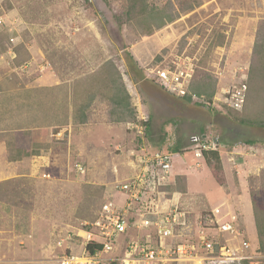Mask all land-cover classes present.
Returning <instances> with one entry per match:
<instances>
[{
    "label": "rangeland",
    "instance_id": "rangeland-1",
    "mask_svg": "<svg viewBox=\"0 0 264 264\" xmlns=\"http://www.w3.org/2000/svg\"><path fill=\"white\" fill-rule=\"evenodd\" d=\"M159 10L164 11L166 16L176 17L179 14V17L173 23L158 28L159 21L151 18L150 14ZM0 15L13 27L14 36L20 37V43L15 49L19 54L17 64V60L13 61L9 57L10 33L5 28L0 29V82L3 84L0 85V131L5 124L4 119L9 127H25L24 122H11L13 116H19L8 111L1 103L5 96L12 93L16 100L8 101L7 104L17 103L21 112H29L24 106L27 93L23 90L28 82L43 74L45 67L63 81H72V103L77 112L87 107V117L90 116L95 122L99 119L117 120L120 111H116L113 100L116 96L114 78L117 74L118 81L119 73L122 81L117 85H125L131 97L130 111L133 113L126 122H122L124 130L132 132L128 129L129 124L138 122L143 116L149 117V131L144 141L139 138L134 140L127 133L130 137L128 140L133 144L132 149L145 145L148 150L172 153L174 148L179 147L183 157L174 155L175 162L180 160L182 167L205 173L214 184L208 188L220 193L221 187L207 175L211 170L206 162L198 168L196 162L191 160V148L195 145L190 143V138L206 135L209 139L220 141V153L228 178L223 190L232 201L231 210L227 208L224 211L238 215L241 233L237 239L225 236L223 242L230 239V247L241 251L250 243L251 248L247 254L254 258V263L264 264V255L259 253L256 237L254 240V216L250 223L249 209L244 207L249 206L252 193L262 186L259 177L264 169L260 173L258 169L264 165V145L249 143L264 141V129L243 124L244 121L250 123L264 120V66L256 71L264 63V53H254L257 34L264 22V0H197L196 7L186 12L184 5L180 6L177 0H5ZM24 64L29 65L28 69H15V66ZM185 67L193 70L189 92L202 76H211L216 91L211 105L195 97L193 102H188L183 97L170 94L161 86L156 76L158 70ZM244 75L248 85L247 102L242 112H236L224 100L229 89ZM66 90L62 88L59 91L63 101H68L64 97ZM96 109L103 113L98 115L94 112ZM32 111L37 117L36 110ZM92 114L97 117H92ZM0 136L4 137L5 134L0 133ZM253 150L259 152L257 157H250ZM232 158L235 160L231 161ZM182 160L186 163H182ZM85 162L83 157L77 156L73 157L70 165L66 164L69 173L75 175L80 183L74 188L78 194L77 215L72 218L71 212L72 219H66L69 214L59 209V221L64 226L69 223L78 228L82 221H93L95 215L91 211L98 213L106 202L111 201L106 194L96 189L99 187H87L85 180L89 166ZM78 163L85 167L83 172H76L75 165ZM234 163L239 165L242 172L240 176L237 175ZM178 177L179 188L185 190L186 182L181 176ZM10 184L19 186L21 182ZM10 184L7 185L9 190L14 186ZM7 186L0 187V198L6 196L4 192ZM111 186L115 188V185ZM10 200L17 201L13 196ZM28 202V206L14 208L11 217L0 215L1 229L14 227L20 232L26 229L27 234L33 235L32 228L25 227L31 219L26 220L27 215L31 214L30 209H35L30 198ZM43 202L38 205L35 213L40 223L38 232L35 231L38 236L34 232V244L26 246L30 251L35 249L37 254L24 262L0 258V264H58L64 254L81 252L82 239L76 237L74 241H68L66 233H61L63 225L57 230L56 237L50 235L47 223L52 221L51 214L45 211ZM219 202L212 199L207 207L206 204L191 207L207 213L210 204ZM63 203L68 202L63 199ZM0 213H4L2 209ZM57 240H61V246Z\"/></svg>",
    "mask_w": 264,
    "mask_h": 264
},
{
    "label": "crops",
    "instance_id": "crops-1",
    "mask_svg": "<svg viewBox=\"0 0 264 264\" xmlns=\"http://www.w3.org/2000/svg\"><path fill=\"white\" fill-rule=\"evenodd\" d=\"M42 73L43 74L34 81L28 82L23 90V92L27 93L25 94L27 98H25L26 105L24 106L29 112H21L19 107H17V103L7 104L8 101L16 100L12 93L5 96L4 102L1 103L4 105V108H8V111L14 112V114L16 113L19 116V118L13 116L11 122H24L25 127H9V125L6 124L7 120L4 119L5 124L0 131L1 134H5L4 137L0 136V187L2 188L3 185L7 186L13 182H21L19 186L10 184L14 185L10 190L7 186L6 192H4L6 196L0 198V209L4 212L0 213V215L3 217V215L6 214L7 217H11L13 209L25 206L29 203V198L32 205L35 207V209H30L32 210L31 214L27 215L28 218H26V220L29 218L31 219L29 220V224L27 223L25 226L26 228H32L33 235L27 234L26 229L24 232H20L14 227H10V229L6 230L4 228L1 229L0 226V258H5L9 261L24 262L37 254L35 249L30 251L26 246L29 243L34 244V232H38V228L40 227V223L38 224L39 218L35 214L36 208L38 209V205L41 201L43 202L44 199L48 200L47 203L43 202L45 211L47 210L51 214L50 218L52 221L47 223V226L51 230V236L56 237L57 230L61 229V225H63V231H61V233L64 232L66 234L71 228L75 227L69 223L64 226L63 222L59 221V209L69 214L66 219H72L74 215H77L76 211L78 207L76 201L78 194L74 188L80 182L75 175L69 173L70 169L68 170L66 167V164L71 163L73 157H83L86 161L85 163L89 166V173L85 180L87 187H99L96 189L99 191L101 190L102 194H106L111 201H115L118 204H123L125 197L117 192L111 185L116 186L118 181H125L140 172L138 164L131 156V152L136 150L137 146L135 147L136 149H132L133 144L129 141L130 137L128 135H132L135 140L137 139L135 133L133 131L130 133L125 131L119 119L113 121L103 119H99L98 122L93 121L90 119V116L87 117V115H89L86 111L87 107H85L82 112H77L72 103L74 92L72 81H63L57 74L51 72L46 67L43 68ZM0 85L3 84L0 82ZM62 88L67 89V94L64 97H66L68 101H63L62 98H60L59 91H61ZM51 92H53V95H51ZM113 103L115 104L114 100ZM115 107L117 108L116 111L119 110L116 104ZM33 109L36 110L37 117L33 113ZM1 111L2 107L0 106V112ZM94 112L97 114L99 113L98 115L103 113L97 112V109L94 110ZM78 114L80 115L79 117ZM33 117H36V119H32ZM92 117L97 116L92 114ZM57 134H61V136L57 137ZM126 140H128V142ZM251 142L254 143L252 145H264L263 140ZM150 151L164 152V150L157 149ZM172 153L176 157L178 156V158L183 157L181 153ZM258 153V151L253 150L250 157H257ZM220 154L226 174L223 155L222 153ZM184 160H182V163L185 164L186 162ZM191 160L196 162L193 154H191ZM234 160V158L231 159V161ZM179 161L175 162L174 160L173 162L174 176L168 186L172 187V191L167 190L168 187L166 188L168 199L175 198V201L179 202L182 208L187 209L192 215L193 222L204 212L201 213L200 211L193 210L192 207L194 206L195 208V206H201L203 204H206L207 207L208 202L212 201V199L219 200L220 202L218 203L219 205L210 204L209 210L216 207H223L224 210L227 208L231 210V199L228 198L224 192V186L222 187L217 183L211 172H208L209 174L207 175H210L217 185L221 187L222 192L220 193L216 189L215 191H211L208 188L210 185L214 184L205 173L202 174V172H197L189 167L188 169L187 167H182ZM205 162L206 161L203 160L202 164ZM234 164L235 169H237V175L240 176L242 172L239 170V165L237 163ZM263 169L264 165L258 169V173ZM45 175L49 177L46 178L44 177ZM178 176H181L186 182L185 190L179 188ZM226 179L228 183L227 175ZM241 182L242 179L240 178V183ZM11 196L16 198L17 201L10 200ZM63 199H66L68 203H63ZM15 202H17V204ZM248 204L249 206L245 205L244 207H248L249 209L248 221L251 223L250 220L253 219L254 216L251 199ZM81 209L82 207L80 210ZM94 211L92 210L91 213L95 215L94 220H96L101 209L98 213ZM71 212H73L72 218H70ZM85 214H87V217L89 216L87 211H85ZM36 235L38 236L37 233ZM137 236L138 230L129 228L127 234L120 240L119 250L121 251L122 247H124L129 240ZM255 237L258 241L257 230L254 240ZM40 254L43 255L42 252H40ZM194 264L202 263L197 260Z\"/></svg>",
    "mask_w": 264,
    "mask_h": 264
},
{
    "label": "built area",
    "instance_id": "built-area-1",
    "mask_svg": "<svg viewBox=\"0 0 264 264\" xmlns=\"http://www.w3.org/2000/svg\"><path fill=\"white\" fill-rule=\"evenodd\" d=\"M4 1L0 0V9ZM0 29L10 33L9 57L17 60L15 49L20 37L14 36L13 27L2 15ZM15 67L16 70H26L29 65ZM156 76L167 92L185 97L189 93L193 70L189 67L158 70ZM247 95L248 85L244 75L229 89L224 103L230 109L242 112ZM148 125L149 117L143 116L138 122L129 124L128 129L144 141ZM190 143L195 145L191 150L198 168L202 167L204 153L220 152V141L209 139L206 135H194ZM131 156L140 172L125 181H118L115 186L116 191L125 197L124 203L108 201L96 220L83 221L80 227L71 228L66 238L70 242L76 237L81 238L82 250L64 254L58 264H182L197 260L205 264H241L244 261L256 264L254 258L247 254L250 243L241 251L230 247V239L223 242L225 236H234L235 239L241 236L237 214L226 213L223 207H216L193 222L187 209L182 208L175 198H167L166 188L174 176L173 153L152 152L142 145L132 151ZM75 169L83 172L84 166L76 164ZM129 228L137 229L138 236L129 240L120 251V240Z\"/></svg>",
    "mask_w": 264,
    "mask_h": 264
},
{
    "label": "trees",
    "instance_id": "trees-1",
    "mask_svg": "<svg viewBox=\"0 0 264 264\" xmlns=\"http://www.w3.org/2000/svg\"><path fill=\"white\" fill-rule=\"evenodd\" d=\"M180 3V6L184 5V12L186 11H192L197 4V0H177ZM170 6L173 7V5L170 3ZM177 16H166L164 15V11L160 12V10L157 13H151L150 17L158 20L157 23L158 28H161L165 26L168 23H173L178 17L179 14H176ZM166 17V18H165ZM18 52V51H16ZM254 53L260 55V53H264V22L260 25V29L257 34L256 44L254 47ZM19 56V54H18ZM17 64H19L18 60L16 61ZM264 64V63H263ZM261 65L256 68V71L258 72L259 69H261L264 65ZM264 71V67H263ZM262 71V72H263ZM117 74L114 78L115 88H116V96L114 98V102L116 106L119 107V115H120V122H126L127 118L129 116L132 117V111H130V94L128 93L125 85L123 87L118 86L117 84H120L121 76L118 73V81L116 80ZM122 88V89H121ZM216 96L215 91V83H213V80L211 76L204 75L200 78V80L196 81L194 85L192 86V91H190L187 96L183 97L188 102H193V97L202 99L204 104H212L213 100ZM250 124L252 127H258L260 129H264V120L263 122H246L244 121L243 124ZM149 131V130H148ZM147 131V134H148ZM146 134V135H147ZM140 139V138H139ZM141 140V139H140ZM249 144H254L253 142ZM141 147V146H140ZM173 152L175 153H182L179 147H176L173 149ZM204 160L206 161V164L209 166L212 175L214 176L215 180L220 186H226L227 179L225 170L223 167V162L221 159V154L218 151L215 152H206L204 153ZM260 182L262 181V186L260 190H257L256 192L252 193V204H253V212H254V219H255V226L257 230L258 235V241H259V253L264 255V173L259 177ZM167 190L172 191V187H168ZM241 264H250L249 261H244Z\"/></svg>",
    "mask_w": 264,
    "mask_h": 264
}]
</instances>
